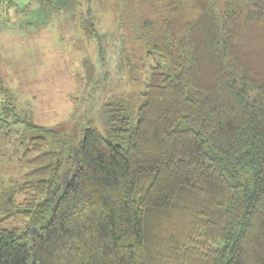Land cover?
<instances>
[{
    "label": "trees",
    "instance_id": "obj_1",
    "mask_svg": "<svg viewBox=\"0 0 264 264\" xmlns=\"http://www.w3.org/2000/svg\"><path fill=\"white\" fill-rule=\"evenodd\" d=\"M115 1L135 124H35L0 65V264H264V0Z\"/></svg>",
    "mask_w": 264,
    "mask_h": 264
},
{
    "label": "rangeland",
    "instance_id": "obj_2",
    "mask_svg": "<svg viewBox=\"0 0 264 264\" xmlns=\"http://www.w3.org/2000/svg\"><path fill=\"white\" fill-rule=\"evenodd\" d=\"M70 1L17 0L10 8L0 4L1 69L18 106L35 124L61 126L70 134L96 126L109 137L105 104L123 103L135 124L145 83L130 78L126 66L123 47L127 54L134 52L117 31L120 2L111 0L106 7L97 0L89 3L102 35L87 44L69 16L74 13ZM78 1L77 12H86L88 2Z\"/></svg>",
    "mask_w": 264,
    "mask_h": 264
}]
</instances>
